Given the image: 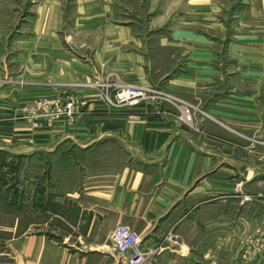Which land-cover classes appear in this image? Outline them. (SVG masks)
Returning <instances> with one entry per match:
<instances>
[{"label": "crops", "instance_id": "1", "mask_svg": "<svg viewBox=\"0 0 264 264\" xmlns=\"http://www.w3.org/2000/svg\"><path fill=\"white\" fill-rule=\"evenodd\" d=\"M183 1L178 18L118 11L125 0H37L19 28L3 24L0 81L29 84L0 90L4 114L44 97L83 103L69 120L5 126L20 137L5 150L37 163L21 202H0L6 264H129L111 242L121 225L139 234L146 264H243L238 243L255 233L264 240V157L224 149L221 127L201 115L182 120L169 104L131 109L106 100L121 82L161 83L220 121L264 131V0H240L249 10L232 12L229 32L219 0Z\"/></svg>", "mask_w": 264, "mask_h": 264}, {"label": "rangeland", "instance_id": "2", "mask_svg": "<svg viewBox=\"0 0 264 264\" xmlns=\"http://www.w3.org/2000/svg\"><path fill=\"white\" fill-rule=\"evenodd\" d=\"M33 1H35L33 3ZM126 6H128L127 9H124L125 5L124 3H119L118 11L128 12V10H132L133 12L140 13L142 10H160L163 14H170L173 12L174 16L178 15V18L183 14L182 10L186 3H184L183 0H145L144 3L141 2V0H125ZM163 1V2H162ZM219 3L221 6H223L222 11V18L221 21L224 23V25L227 26L223 31L229 32L231 29V21L232 16L235 10L244 12L245 10L248 11L249 9L247 7H240V0H219ZM140 5H143L144 7L141 8ZM37 6V0H0V30L5 31V26L3 24L11 22L12 26L16 29L19 28L27 18L29 19L32 14V11L35 10V7ZM121 7V8H120ZM259 11V10H258ZM136 14V13H135ZM177 18V19H178ZM143 21L145 18L143 17ZM165 20V19H164ZM163 21V19H159L158 22L160 23ZM222 50L219 51L220 57L219 61L222 63L220 69L222 71V86L221 90L223 94L229 93L227 90L231 89L230 81H229V66L225 67V65L229 64V51L226 47V42H222ZM238 72L242 71V68H237ZM11 80H8L9 83L6 84V80L0 81V90H4L5 87H10L13 90L21 91L25 87L29 86L28 82L21 76L10 78ZM234 83H231L232 89L234 87ZM237 85V84H236ZM252 85V84H250ZM123 86H137L140 88H152L151 91L152 96H155L158 100L157 104H169L174 106L176 109L180 111L181 119H184V116H193L195 114L201 115V117L207 119V120H214L217 122V124L221 127L222 131V147L224 149H233L237 150L239 153L240 158L246 157L247 154L252 155L253 160L255 162L261 163L262 158L264 157V131L262 130V126H254V128H249L245 124L239 123L238 125L231 124L229 121H225L226 119H223L222 121L214 118L212 114H209L207 111H204L199 104L195 105L191 103L190 101L180 97L177 94L176 90L172 89L169 86L162 85H147L142 86L138 84L133 83H125L121 82L120 85H116L115 88L112 90L113 93L118 91L120 87ZM237 86H241V83H238ZM264 90V89H263ZM259 94H264L262 92V89L260 88L259 84ZM211 93V92H210ZM214 93V92H213ZM212 93V94H213ZM198 94V93H196ZM3 94H0V145H3L0 149V202H4L7 195H9L10 199H14L15 202L19 201L21 202V195L22 190L27 192V187H32V183L29 185L27 184V181L25 179V175H27L28 170H37L36 166L37 163L34 161V164L28 163V161L22 159L17 156H13L11 153L7 152L5 150V145L9 144L11 146L12 144L20 143V137H13L11 134L8 135V131L6 132L5 126L6 124L13 122V121H27L31 122L35 127H38L42 125L43 123L52 124L55 122L50 121H31L28 117L30 115L28 113H24L25 110L34 108V103L38 100H35L34 102H30L26 105H22L19 107V110L17 113L13 115H6L4 114V107L5 104L2 103L4 99H2ZM4 98V97H3ZM44 98H51V97H44ZM51 99H60L63 101L67 100H76L75 98H62V97H54ZM258 103L261 107H264V97H260L257 99ZM81 102V101H80ZM76 116V115H75ZM74 116V117H75ZM67 120V119H66ZM69 120V119H68ZM245 122L242 119H239V122ZM232 136V138L230 137ZM13 140L10 142L9 140ZM33 169H32V168ZM30 168V169H29ZM8 223L5 222V220H0V251H5V231L4 226ZM261 230V229H260ZM255 237L249 239L248 243H238V250L240 251L239 255L241 258V262L244 264L247 261V258L250 262H254V264H264V240L262 239L260 233H255ZM258 235H260V238H258ZM11 257H5V255L0 256V264H6L11 262ZM12 261H14L12 259ZM223 264H231L232 261L229 259V257H225L223 259Z\"/></svg>", "mask_w": 264, "mask_h": 264}, {"label": "built area", "instance_id": "3", "mask_svg": "<svg viewBox=\"0 0 264 264\" xmlns=\"http://www.w3.org/2000/svg\"><path fill=\"white\" fill-rule=\"evenodd\" d=\"M152 88H140L137 86H123L113 96L106 93V100L117 107L135 109L144 102H157L151 94ZM34 108L26 109L24 113L30 115L31 121L58 122L74 118L82 112L83 103L79 100H67L42 98L34 103ZM113 249L121 256H125L129 264H146L149 252L143 250L140 236L128 226H118L111 234ZM152 253V252H150Z\"/></svg>", "mask_w": 264, "mask_h": 264}]
</instances>
